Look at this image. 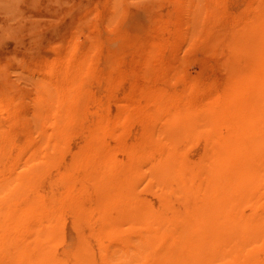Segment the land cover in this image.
<instances>
[{"label":"rangeland","instance_id":"374dc122","mask_svg":"<svg viewBox=\"0 0 264 264\" xmlns=\"http://www.w3.org/2000/svg\"><path fill=\"white\" fill-rule=\"evenodd\" d=\"M216 3L0 0V264H82L84 247L98 264H154L157 246L140 255L128 214L169 222L217 205L205 192L212 157L264 136L253 118L264 111V0ZM64 66L77 75L61 84L60 121L48 89ZM184 109L193 134L175 148L170 186L150 157L169 149L168 114ZM238 197L213 218L221 257L209 264H264V230H245L264 223V179ZM234 225L241 234L225 239Z\"/></svg>","mask_w":264,"mask_h":264},{"label":"bare ground","instance_id":"6f19581e","mask_svg":"<svg viewBox=\"0 0 264 264\" xmlns=\"http://www.w3.org/2000/svg\"><path fill=\"white\" fill-rule=\"evenodd\" d=\"M217 3H218V0H217ZM204 12L206 13V11ZM207 15L208 13L205 16ZM202 24L204 25L205 23H202ZM71 69L66 68V69H63L62 71H59V72L57 71L59 75L57 74L56 76L57 77L56 78L57 80L55 79L56 82H54V85H52V88H49L50 86L48 87L49 88L48 89V94H49L48 99H50L51 108L54 114L60 117L56 119L54 116L56 120L62 121L64 119L62 117L65 116L64 114L65 111L63 112L61 108L62 107L64 108V105L69 103V99L68 101H65V96H66L65 94L67 92L66 87L68 85V82L70 83L72 80H74V78L77 75V74L76 75L73 74L75 73L73 72L74 68L73 70ZM75 71L77 72V69ZM61 84H65L66 87L63 88ZM68 96L66 98H68ZM261 109L262 108H260V110ZM184 112H185V109H184ZM184 112L182 113L183 114L182 116H180V114L175 115L174 113L168 114L169 116L168 120L171 124L167 125L166 128H164L166 129L164 130V133L166 134V136L169 137L168 138L169 143L167 142L169 145V149H166L167 146L165 147V149L164 147H162V149H160L153 157L152 156L150 157L151 158L150 160L154 158L151 161V171L153 173V176L155 174L157 178L160 179L161 181H164V183L166 180H169V184H170V181H171L170 179L173 180L175 179V177H176V181H179L178 176L180 175V173H177L178 168H176V166L178 167L177 161L179 157H178V154L176 153L175 148L177 145H180L183 139L184 141H185V138L187 140L190 133H192L193 131L192 126H194V124L193 125L191 124L193 122L192 121L193 119L188 118V112H185V115L187 114V117H185ZM208 117H209V114H208ZM204 118L208 119L207 117H204ZM253 118H257V121L261 123V121H264V111L262 110L261 112H258L256 114V117H253ZM215 121H216V118H215ZM246 133L248 134V132ZM230 148L231 149L229 148L227 149L226 153L218 154L212 157V162L214 163L215 167L210 169V171L206 174L208 184L205 187L206 188L205 192L208 190L207 192L209 193L212 191L211 192L212 196L219 195L218 198L216 199V201L218 202L216 206H212V205L210 206L209 205L210 203H205L201 205L202 203L201 202L200 205H198L197 209L195 207L196 205L194 206L195 207L194 211L191 210V213L188 214L187 218L181 219L180 217L174 216V218H172V220L170 219L169 222L167 221L161 222L160 217H159V221H157L156 220L157 217L156 218L153 217L152 215L154 214L151 215V213L150 214L146 213V210L144 211L145 213L141 216L138 214H135V212L132 214L131 213L128 214L130 218H132L133 216L137 226H140L139 228L142 230L141 234L137 236V242L144 244L142 245L140 255L144 252L145 248L148 249V247H151V246L153 247V245H155L157 246V249L159 250V255L153 261L154 264H209L213 262V259H215L216 256L221 257V254L219 253L220 246L218 248V244L221 241V236L218 234V231L221 229H217L216 222L213 221V218L217 215L218 209L221 206H223L226 202H227V207H228V202L235 195L238 194L239 197L244 199L247 196V194L253 189V187H255L259 181L264 179V136L260 138H256V140H254L253 142H244L243 144L230 146ZM182 169H184L183 166H182ZM177 174L179 175L176 176ZM166 185L168 188V184ZM166 185H164V187ZM219 189H221V192L223 190L222 194L220 193L214 194L215 192L213 193V190L218 191ZM239 197L237 198L236 202L239 201ZM233 200H235V198H233ZM237 203L239 206V202ZM242 203H244V201ZM188 207H190V205H188ZM230 207L231 205L229 206V208ZM141 210L139 212H141ZM221 211H222V208H221ZM154 218H155V221H157L158 223H156L155 221L154 223H152V220ZM235 226L236 225H234V227ZM226 227H227V224H226ZM245 230L247 233L248 231H251L253 233L252 230L263 231L264 223H258V224L256 223L255 225H251ZM221 232H224V230H222ZM238 232H240V229L239 227L236 226L235 229L232 228L231 234L229 235L228 234L229 232H227L224 238L230 239L233 241V238L236 236ZM196 238L197 240L201 241L197 245L193 243L194 242L193 240ZM136 247H137V244H136ZM139 248H135V250ZM150 250H148V252ZM82 252H81L82 254L78 256L79 257L78 259L82 264H98L95 253L91 247L90 248L84 247L82 249ZM206 254H208L207 257H205ZM23 260H24V257L20 256L19 259H17L15 264H27L25 260L24 261Z\"/></svg>","mask_w":264,"mask_h":264}]
</instances>
